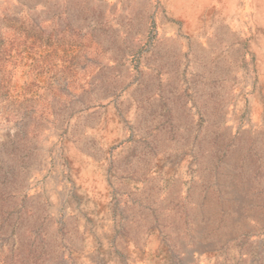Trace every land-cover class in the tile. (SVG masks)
I'll return each instance as SVG.
<instances>
[{
  "label": "rangeland",
  "instance_id": "1",
  "mask_svg": "<svg viewBox=\"0 0 264 264\" xmlns=\"http://www.w3.org/2000/svg\"><path fill=\"white\" fill-rule=\"evenodd\" d=\"M168 1L0 0V264H264V0Z\"/></svg>",
  "mask_w": 264,
  "mask_h": 264
},
{
  "label": "bare ground",
  "instance_id": "2",
  "mask_svg": "<svg viewBox=\"0 0 264 264\" xmlns=\"http://www.w3.org/2000/svg\"><path fill=\"white\" fill-rule=\"evenodd\" d=\"M193 2L194 0H169L168 3H167V6L169 7V10H170V14H173L175 15V17L181 21L185 26H187L188 24V18H196L198 13L197 12H194L192 10H189V7H190V2ZM209 1L211 0H207V4L209 3ZM257 1V0H256ZM262 1L263 0H258L257 3L258 4H261L262 5ZM261 5H257L258 7V10L262 7ZM235 5H233L234 7ZM213 7V5H212ZM223 7V6H222ZM256 7V8H257ZM2 11V10H1ZM54 11V10H53ZM215 11V10H214ZM210 12V10H209ZM207 12V13H209ZM235 12V11H234ZM240 12V11H239ZM238 12V13H239ZM260 13V12H258ZM2 19V18H1ZM5 19V18H4ZM260 20L259 18V14L255 15V18L254 20ZM262 19V18H261ZM204 20V19H203ZM248 21V20H247ZM261 21V20H260ZM178 23V22H177ZM260 23V22H259ZM211 24V23H210ZM263 24V23H262ZM179 25V24H178ZM218 25V24H217ZM226 25V24H225ZM211 26V25H210ZM216 26V25H215ZM257 26V24H256ZM225 27V26H224ZM201 28V27H200ZM258 28V27H257ZM249 29V28H248ZM256 29V28H255ZM264 29V28H263ZM230 30V29H229ZM243 31V30H242ZM187 32V31H186ZM259 34V33H258ZM263 34V33H262ZM264 35V34H263ZM258 36V35H257ZM188 37V36H187ZM254 37V36H253ZM249 38V37H248ZM254 39V38H253ZM251 40V39H250ZM255 40V39H254ZM253 40V41H254ZM257 40V39H256ZM257 42V41H256ZM259 42H262V41H259ZM258 42V43H259ZM263 44V43H261ZM260 44V45H261ZM250 46V45H249ZM255 47V46H254ZM257 47V46H256ZM250 48V47H249ZM263 49V48H262ZM252 50V49H250ZM259 51V50H257ZM253 52V51H252ZM260 52V51H259ZM254 54V53H253ZM259 54V55H258ZM257 55L260 56L261 53H258ZM257 57V56H256ZM262 58V57H261ZM260 59V58H259ZM261 60V59H260ZM257 62V61H256ZM261 62V61H260ZM261 64V63H260ZM9 65V64H8ZM261 87V86H260ZM263 93V92H262ZM255 101V100H254ZM260 102V101H259ZM257 108V107H256ZM259 108V107H258ZM261 112V111H260ZM83 174V173H82ZM89 175V173L87 174ZM85 177V176H83ZM81 178V177H80ZM87 178V177H86ZM78 179V178H77ZM98 179V178H97ZM87 182V181H86ZM80 184V182H79ZM97 188L98 190L96 191L97 193L99 192H104V185H102V183L100 182H97ZM85 190V189H84ZM100 190V191H99ZM55 196V195H54ZM104 197V196H103Z\"/></svg>",
  "mask_w": 264,
  "mask_h": 264
}]
</instances>
